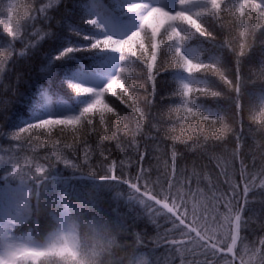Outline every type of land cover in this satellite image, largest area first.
Listing matches in <instances>:
<instances>
[{
	"label": "snow or ice",
	"instance_id": "obj_1",
	"mask_svg": "<svg viewBox=\"0 0 264 264\" xmlns=\"http://www.w3.org/2000/svg\"><path fill=\"white\" fill-rule=\"evenodd\" d=\"M61 4L64 14L53 23L50 12L59 11ZM5 10L7 23L0 19V24L8 39L0 43V77L15 61L36 55L43 43L51 41L53 50L44 54L32 95L17 98L27 116L16 115L14 128L0 131L17 142L12 147L35 144L52 151L42 158L33 152L21 160L11 149L0 150V264H264V236H248L253 225L264 231V119H259L264 117V81L254 94L259 114L250 117L258 126L254 132L249 129L260 138L258 172L250 171L256 155L250 166L242 154L243 132L227 123V110L219 106L224 100L229 109L234 105L236 114L242 111L240 68L257 33L264 37V0H31L23 5L9 0L0 15ZM226 13L234 26L238 20V48L231 39L217 41L221 33L216 27H224ZM260 43L264 54V39ZM229 55L235 59L234 79L226 66ZM261 65L264 74V58ZM161 72L170 75L173 84L170 111L176 120L170 131L179 125L181 132L166 134L172 140L170 172L165 160L163 183L159 178L153 183L146 179L151 166L144 167L148 145L137 138L147 140L145 129L152 124L155 135L150 139L159 151L160 128L152 123L151 108ZM21 78L18 74L17 82ZM249 83L257 85L255 80ZM220 84L227 94L218 90ZM207 98L215 109L206 106ZM92 137L97 148L105 141L117 143L123 153L119 166H138L135 182L116 174V160L101 176L80 171L69 153L76 155L82 148L87 162L96 151L89 143ZM230 137H235L231 159H217L227 190L212 185L210 205L190 211L188 200L194 194L190 178L177 168L181 154L176 144L207 152L210 141L223 143ZM236 161L239 183L233 179ZM58 163L72 174L63 175ZM119 184L128 185V198L150 217L163 215L171 225L154 241L155 247L144 245L138 234L133 244H119L124 217L118 209L105 210L100 196ZM161 246L166 256L158 254Z\"/></svg>",
	"mask_w": 264,
	"mask_h": 264
},
{
	"label": "trees",
	"instance_id": "obj_2",
	"mask_svg": "<svg viewBox=\"0 0 264 264\" xmlns=\"http://www.w3.org/2000/svg\"><path fill=\"white\" fill-rule=\"evenodd\" d=\"M9 0H3V3L0 4V8H6ZM21 5L25 3H31V0H19ZM47 2V0H43ZM69 2V0H66ZM105 3L108 0H104ZM39 3L35 7H39ZM65 5L61 4L59 11L50 12V15L55 17L53 23L56 20H60L64 14ZM20 14L25 15L23 7L20 9ZM6 10L3 15H0V19L4 20V24L7 23L6 20ZM15 23V19L13 20ZM224 27L221 29L218 26L216 31L221 33L217 36V41L222 43L226 38L233 41L235 47H239V26L238 20L233 22V18L230 17L227 13L225 14V19L223 21ZM4 24H0V43H3L4 40L8 39L6 34L3 33ZM40 27V25H37ZM29 31L31 29L29 28ZM73 39H76L73 37ZM261 39H264L257 33V39L253 44V48L248 56H246L241 64V75L244 80V90L245 95L242 97V111L239 114L235 113L234 105L232 108H228V103L224 100H221L220 107L225 108L226 111V121L229 125L234 126L237 132H243L245 136L244 146L242 147V154L246 162L251 166L253 154L256 155L255 160V169L250 167V171L258 172L261 167V159L259 151H257V143L259 142V136L255 138L252 134L249 133L251 128L253 132L257 128V122H254L250 119L251 116L259 114V104L254 100V94L258 93L260 88L261 81H264V74H262V65L261 61L264 58V54L261 51ZM249 43H253L251 37L248 39ZM17 49L22 47L18 42L16 44ZM205 47H210L205 44ZM53 50V44L51 41L43 43L40 51L32 56L30 59L17 60L9 66V70L6 71L2 77H0V129L5 131L12 130L15 126V116L20 115L22 117L27 116V108L21 103H17V98L19 94H24L25 96H30L34 92L33 85L35 82L41 78V61L44 58V54L47 51ZM54 54V52H53ZM226 66L230 71L231 77L234 79L236 65L235 59L231 55L226 58ZM161 64L163 65V58H161ZM21 74V79L17 82V75ZM255 80L257 85L255 88L249 83V81ZM47 83V82H46ZM219 83V82H218ZM13 86L16 88V92L13 91ZM56 89L59 90V83L55 85ZM172 80L171 76L161 72V75L157 78V95L155 97L154 104L151 108L152 117L154 118L152 123L158 124L160 128L159 139L160 147L159 151L155 150V144H153L150 139L151 136L155 135V129L152 128V124H148V127L145 129V137H148L145 140L144 137H138L137 139L141 142L142 145L145 143L148 145L149 155L145 157L144 167L148 168L151 166V173L146 179H150L151 182H156L157 179L163 183L164 181V162L168 161L169 172L171 166V154L169 146L172 144L171 139H166L167 135H180L181 129L179 125H176L175 132H171L170 129L173 127V122L176 120L174 112H171L172 103L170 99V93L172 91ZM151 86L149 85V90ZM218 90H223L227 94V89L220 84ZM63 95V93H61ZM234 97V93L231 94ZM208 103L207 107H212L215 109L217 107L211 100L207 98ZM118 103V101H117ZM122 107V106H121ZM7 109V111H5ZM13 114V118L9 119V114ZM259 119H264L260 117ZM194 139V138H193ZM22 143V142H21ZM96 151H94L87 162L83 159V149L81 148L76 155L69 153L70 158L80 165V171L87 175L89 173L95 174L96 176L104 175L108 165L112 160L117 161L116 174H123L124 179H129L132 182H135L136 175L138 172V166L136 164L125 165L123 168L119 166V160L123 158V153L120 148L117 147L115 141H105L97 148L96 139L92 137L89 141ZM201 143H203V137H201ZM17 144L15 141H11L4 137V132L0 131V150H3L5 153L11 149L12 152L18 153L21 160L26 155H31L33 152H38L39 156L42 158L46 155L51 154L50 148H45L43 146L33 145L31 148L27 144H23L22 147H12ZM177 151L181 154V157L177 160V168L184 169V175L189 177L188 186L191 187L193 196L189 197L188 208L191 211L193 207L196 210L202 211L205 207L210 205L211 202V191L209 189L212 185H217L221 190H227L228 185L225 183V177L221 175V168L217 166V159L221 162L227 159H231V153L235 148V137H230L226 142H215L210 141L209 150L205 152L203 149L193 147L189 144L188 148L185 147L182 143L176 144ZM143 150V147L142 149ZM103 151V155H101ZM109 156L108 160H105L104 157ZM159 157V159H157ZM138 159V157H137ZM41 162H43L41 160ZM57 167L62 170L63 175L70 176L72 174L71 169H65L63 163H58ZM235 175L233 177L234 182L239 183V162H235ZM231 173V169H229ZM79 175V173H77ZM199 179L200 183L197 184ZM144 180L140 181L141 186L143 185ZM90 186V184H89ZM164 187L167 188V184H164ZM243 185H241L242 192ZM158 190V189H157ZM186 190V189H182ZM131 191L128 185L119 184L115 185L111 189H106L101 192V206L107 210L111 211L112 209H118L122 217H124L125 222V231L121 233L118 238V242L121 245H131L134 243L135 236L138 234L142 237V243L148 248L155 247L154 241L158 237L164 235V230L171 227L170 224L166 223V219L163 215L157 217H150L147 211L140 205L138 202L128 198V193ZM175 191V189H174ZM259 207V205H255ZM114 218V216H113ZM253 231L248 233L250 240H255L258 236H264V231L259 230L255 225H253ZM177 238H179L177 236ZM158 254L167 255L166 248L164 246L157 248ZM119 255H122V252L117 250ZM176 264H179L177 261Z\"/></svg>",
	"mask_w": 264,
	"mask_h": 264
},
{
	"label": "rangeland",
	"instance_id": "obj_3",
	"mask_svg": "<svg viewBox=\"0 0 264 264\" xmlns=\"http://www.w3.org/2000/svg\"><path fill=\"white\" fill-rule=\"evenodd\" d=\"M8 3H9V2H8ZM5 18H6V20H7V14H6V17H5Z\"/></svg>",
	"mask_w": 264,
	"mask_h": 264
}]
</instances>
